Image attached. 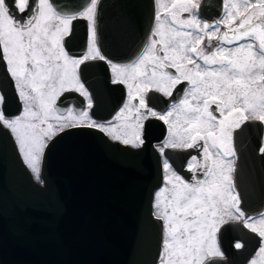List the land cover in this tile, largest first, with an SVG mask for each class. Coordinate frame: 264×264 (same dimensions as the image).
<instances>
[{"label": "snow or ice", "instance_id": "6c2138e0", "mask_svg": "<svg viewBox=\"0 0 264 264\" xmlns=\"http://www.w3.org/2000/svg\"><path fill=\"white\" fill-rule=\"evenodd\" d=\"M98 2L64 12L52 0H0V65L22 105L16 114L6 111L0 88V129L13 137L23 163L39 180L46 148L69 129L99 130L140 148L145 123L163 121L168 135L157 150L164 184L153 205L162 222L159 264H217L224 256L219 237L229 227L256 238L248 264H264V212L243 210L234 179V134L246 124L264 126V0H223V16L212 22L200 18L203 0H155L160 7L146 42L128 62L102 54ZM78 19L87 21L86 50L74 55L66 50V38ZM94 61L107 63L111 83L128 89L124 106L103 122L93 119V95L81 79ZM184 84L183 95L166 112L151 106L153 93L172 98ZM68 92L79 93L86 106L59 107ZM192 149L200 154L187 162L189 180L173 167L168 152ZM258 152L264 156V144Z\"/></svg>", "mask_w": 264, "mask_h": 264}, {"label": "water", "instance_id": "95a60500", "mask_svg": "<svg viewBox=\"0 0 264 264\" xmlns=\"http://www.w3.org/2000/svg\"><path fill=\"white\" fill-rule=\"evenodd\" d=\"M88 1L52 3L58 11L79 12ZM222 3L203 0L201 15L219 17ZM153 17L154 0H99L101 52L114 61L132 60ZM0 88L4 109L18 113L21 106L2 65ZM113 91L114 111L122 93L114 84ZM163 127L147 121L140 148L111 141L99 130L69 129L46 148L41 183L23 163L13 137L0 129V264H156L162 225L152 212V199L162 170L152 142ZM263 202L258 199L257 207ZM242 208L249 210L248 198H242Z\"/></svg>", "mask_w": 264, "mask_h": 264}, {"label": "flooded vegetation", "instance_id": "af4514ba", "mask_svg": "<svg viewBox=\"0 0 264 264\" xmlns=\"http://www.w3.org/2000/svg\"><path fill=\"white\" fill-rule=\"evenodd\" d=\"M167 2L168 0L162 1V3ZM159 7V5L155 4L154 0V11ZM221 11L222 13L219 17H213V19L211 20H208V18L204 19L201 16L200 10L199 15L203 20L212 22L223 16V4ZM76 21L78 22V29L72 32V34L66 38V50L70 52L69 48L67 47L68 43L72 47V53H70L74 55L81 54L84 50H86L87 39V21L82 19H78ZM82 28L84 30H82ZM213 46H215V44ZM81 79L85 83L86 88L93 95L95 105L91 113L93 119L101 122L111 120L128 100V89L125 85H121L124 89V97L119 103L118 107H116V109L113 111V84L111 83V73L109 65L105 62H90L89 65L82 70ZM186 87V84L180 86L178 90L174 92L172 98H167L160 94L153 93L151 98V106L160 113L166 112L171 107V104L173 102L179 100V98L183 95L184 89ZM67 94L68 96L66 98H63L65 100H61L63 97L62 96L58 101L59 107L84 108L86 106L85 99L81 97L79 93L68 92ZM152 119H155L158 125H160V122L165 125L164 130L161 134L162 136L159 137V139L154 140V145L157 149V146L168 135V125L157 118ZM156 128L157 127H154L155 132L159 135L160 129ZM261 144H264V126H260L259 124H249L245 127H242L234 134V147L237 151L238 156V159L236 161V175L234 174V179L236 183V189L241 197V201L242 198H248L249 210L247 211L243 209L248 215H256L260 212H264V202L262 203V205H260V207H257V200H264V156L260 155L258 152V148L259 146H261ZM199 154V150L197 149L188 150L186 152L169 150L168 152L170 163L182 176L185 177V179L189 180L191 179V175L186 170L187 162L191 158V156ZM160 160L162 164L163 158L161 156ZM163 184L164 182L162 169V183L155 190L154 197L155 193L161 187H163ZM237 241H240L244 244V247L242 249L237 250L234 248V244ZM219 244L222 252L224 253V256L223 259L217 261V264H248V261L254 255L257 248L256 238L251 233L239 227L226 228L219 237ZM161 250L162 243L156 264H159Z\"/></svg>", "mask_w": 264, "mask_h": 264}, {"label": "rangeland", "instance_id": "374dc122", "mask_svg": "<svg viewBox=\"0 0 264 264\" xmlns=\"http://www.w3.org/2000/svg\"><path fill=\"white\" fill-rule=\"evenodd\" d=\"M163 1V0H162Z\"/></svg>", "mask_w": 264, "mask_h": 264}]
</instances>
